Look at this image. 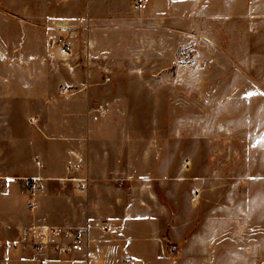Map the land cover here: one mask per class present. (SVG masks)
<instances>
[{"label":"rangeland","instance_id":"1","mask_svg":"<svg viewBox=\"0 0 264 264\" xmlns=\"http://www.w3.org/2000/svg\"><path fill=\"white\" fill-rule=\"evenodd\" d=\"M135 2L0 0V116L22 130L18 91L36 108L72 83L56 51L70 35L74 72L113 76L100 96L132 137L113 180L157 211L168 263L264 264V0Z\"/></svg>","mask_w":264,"mask_h":264},{"label":"crops","instance_id":"2","mask_svg":"<svg viewBox=\"0 0 264 264\" xmlns=\"http://www.w3.org/2000/svg\"><path fill=\"white\" fill-rule=\"evenodd\" d=\"M62 24L69 27L67 21ZM76 62L77 69L81 63ZM71 67L74 79L64 86L73 87L64 93L63 86L60 94L38 99L36 108L32 106L35 90L18 91L23 93V100L18 99L22 130L17 129L15 118L0 116V155L1 162H6L0 166V264H126L131 259L169 264L162 230L152 231L154 224L158 227V216H153L157 211L141 205L146 200L133 205L130 186L113 180L121 175L125 184V175L131 173L129 162L122 163L126 156L121 143L132 138L117 132L121 121L113 120L112 104L100 96L111 89L113 76L108 83L95 73L96 67L75 72ZM5 127L10 133H5ZM37 176L44 179L45 189L31 195L24 179ZM78 178L89 179L85 189L77 187ZM31 199L36 203L34 210L28 206ZM27 225L49 231L53 240H68L70 232L83 231L85 249L62 256L30 247L14 249L12 242ZM13 226L15 235L2 234Z\"/></svg>","mask_w":264,"mask_h":264},{"label":"built area","instance_id":"3","mask_svg":"<svg viewBox=\"0 0 264 264\" xmlns=\"http://www.w3.org/2000/svg\"><path fill=\"white\" fill-rule=\"evenodd\" d=\"M145 0H136L135 8L142 9L144 7ZM60 26V25H59ZM62 31L66 29L60 26ZM69 37V38H68ZM60 35L56 38V51L59 52L62 56V60L66 66H73L72 64L75 60L73 59V55L75 52V48L73 43L70 40L69 36ZM67 58V59H64ZM77 63V62H76ZM72 88L71 85H65L63 87V92L67 93ZM36 164L39 168H42L44 165L41 161L37 160ZM26 187L31 195H34L40 191L45 189L44 179L41 176L37 177H27L24 179ZM77 187L81 190L87 187V183L89 182L88 178H78ZM29 207L34 210L35 209V201L31 199L28 203ZM68 240H63L62 238L59 240H53L51 233L45 229H40L35 225H27L21 229L20 236L17 240L12 242L13 248L20 247L21 249H25L26 247L32 248L34 251H52L57 256L68 255L71 253L82 252L85 249V233L83 231H72L69 234Z\"/></svg>","mask_w":264,"mask_h":264},{"label":"bare ground","instance_id":"4","mask_svg":"<svg viewBox=\"0 0 264 264\" xmlns=\"http://www.w3.org/2000/svg\"><path fill=\"white\" fill-rule=\"evenodd\" d=\"M60 26L64 27L66 30L69 29V27H68L67 25H64V24H62V23H60ZM58 55L61 56V54H60L59 52H58ZM61 58H62V56H61ZM62 59H63V58H62ZM64 59H67V58L64 57ZM69 68H70V69H73V68L71 67V65H69Z\"/></svg>","mask_w":264,"mask_h":264}]
</instances>
